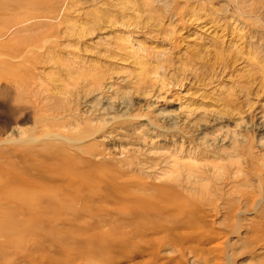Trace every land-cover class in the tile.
<instances>
[{
  "label": "rangeland",
  "instance_id": "rangeland-1",
  "mask_svg": "<svg viewBox=\"0 0 264 264\" xmlns=\"http://www.w3.org/2000/svg\"><path fill=\"white\" fill-rule=\"evenodd\" d=\"M15 1L0 264H264V0Z\"/></svg>",
  "mask_w": 264,
  "mask_h": 264
},
{
  "label": "bare ground",
  "instance_id": "bare-ground-1",
  "mask_svg": "<svg viewBox=\"0 0 264 264\" xmlns=\"http://www.w3.org/2000/svg\"><path fill=\"white\" fill-rule=\"evenodd\" d=\"M44 0H36V1H27L24 2L23 0H16L14 3L16 6L15 7H42L44 8L45 3L43 2ZM248 2V0H245L244 2ZM250 1V0H249ZM250 2H248L249 4ZM22 18V17H21ZM23 19V18H22ZM4 23V21H2ZM5 35L4 32H2V30H0V40H2V37ZM5 43L0 44V48L5 47ZM8 46V45H7ZM151 124V122H150ZM57 136V135H56ZM74 146V145H73ZM67 153V152H64ZM62 153V160H66L67 159V155ZM81 157V156H80ZM93 160V157H91ZM17 165V162L16 164ZM67 165H71V164H67ZM21 171L15 169L14 171H12V178H10V180H2L0 182V189L4 188L7 189L8 188V192H6L7 194V198L11 201V203H15L16 206L20 209L19 212L21 214L24 215L25 220L30 219V218H34L35 215L33 214H29L32 213L31 207L32 204L30 202H28V200H24L23 198L25 197L26 191L29 190V188L26 189H21V188H17V189H12L11 187H9L8 185L12 182V181H18L19 183H26L24 179H21ZM21 181V182H20ZM1 200V199H0ZM15 200V201H14ZM247 206L250 207V209H255L256 206L258 205V201L255 200V198L253 197H247ZM0 213H2V207H0ZM205 213V212H204ZM7 219L9 222H14V224L11 225H5L6 222H2L0 224V233L4 234L7 238H13L12 237V233L10 232L11 230L15 229V228H19L23 225V223H19L13 216L12 214L7 216ZM10 228V231L9 229ZM259 236L260 237H264V220L261 222L260 226H259ZM21 242H23L22 240H20Z\"/></svg>",
  "mask_w": 264,
  "mask_h": 264
}]
</instances>
